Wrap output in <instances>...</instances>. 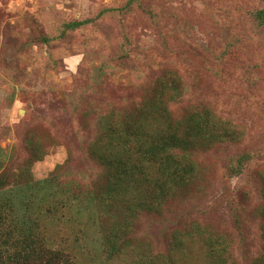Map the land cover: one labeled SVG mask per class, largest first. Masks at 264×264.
Segmentation results:
<instances>
[{"label":"rangeland","instance_id":"rangeland-1","mask_svg":"<svg viewBox=\"0 0 264 264\" xmlns=\"http://www.w3.org/2000/svg\"><path fill=\"white\" fill-rule=\"evenodd\" d=\"M121 1L0 0V145L9 161L4 187L12 184L27 158L23 139L34 127H43L53 139L44 159L32 166L35 180L63 165L65 179L89 181L97 170L87 156L91 134L84 117L89 107L137 97L138 78L177 67L189 85L184 105H207L241 125L247 142L232 153H249L251 159L241 174L228 179V156L211 152L204 158L210 172L201 184L203 191L209 189L203 198L194 207L145 217L137 235L160 253L176 230L194 222L208 224L232 238L239 259L248 264L261 247L262 221L255 214L262 202L258 175H264V27H257L244 11L234 10L233 17L224 19L209 5L214 0H143L153 19L139 12L133 18L112 13L96 18ZM235 1L246 10L257 0ZM214 11L221 23H216ZM88 18L95 20L73 32L65 45L24 46L34 36L54 35L61 21ZM166 25L182 39L165 37ZM122 50L130 56L120 59ZM103 56L113 67L96 83L86 62L96 64ZM138 64L146 68L143 75ZM91 216L74 207L61 220H51L49 241L71 248L78 264H132L101 257Z\"/></svg>","mask_w":264,"mask_h":264},{"label":"trees","instance_id":"trees-1","mask_svg":"<svg viewBox=\"0 0 264 264\" xmlns=\"http://www.w3.org/2000/svg\"><path fill=\"white\" fill-rule=\"evenodd\" d=\"M255 2L256 5L246 10L235 0H214L209 5L225 15L224 19L233 17L234 10L244 11L257 27H264V0ZM215 11L212 16L216 23H221ZM137 12L153 19L143 0H122L117 7L102 9L96 18L110 13L133 18ZM94 20L61 21L54 35L34 36L24 46L65 45L73 32ZM163 30L165 37L174 35L176 41L182 39L168 25ZM228 45L223 48L224 54L229 50ZM128 56L129 50H122L119 58ZM86 64L91 72L95 71L96 83L113 67L104 56L96 64L91 65V60ZM138 66V74L143 75L146 68ZM136 82L140 92L137 97L105 108L90 106L84 117L91 134L87 156L97 168L87 182L62 177L63 165L43 180L34 179L32 166L44 159L46 148L53 142L43 127H34L23 139L27 158L17 168L12 184L5 188L9 161L0 145V264H78L71 248L52 244L47 234V223L61 220L74 207L93 216L101 257L106 261L186 264L193 260L195 264H243L237 255L236 242L208 224L194 222L176 230L165 252L156 253L139 239V223L145 217L163 216L179 206L194 207L209 191H203L201 184L210 172L204 158L211 152L228 156L224 171L228 179L241 174L251 156L232 153L247 142L241 125L207 105H184L189 85L180 68H168ZM258 180L262 202L255 215L262 221L261 247L248 264H264L262 173Z\"/></svg>","mask_w":264,"mask_h":264}]
</instances>
